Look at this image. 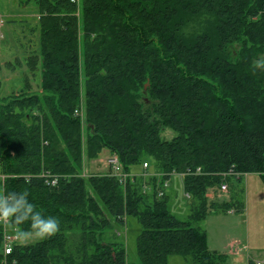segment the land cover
Segmentation results:
<instances>
[{"label": "trees", "instance_id": "16d2710c", "mask_svg": "<svg viewBox=\"0 0 264 264\" xmlns=\"http://www.w3.org/2000/svg\"><path fill=\"white\" fill-rule=\"evenodd\" d=\"M21 1L37 7V50L24 73L39 71V90L27 84L0 96V187L28 188L61 229L16 243L6 264H137L117 230L127 217L141 227L138 264H168L172 255L226 264L198 223L227 209L208 203L210 189L244 174L264 182V64L255 63L264 55V0ZM195 17L206 25L187 36ZM5 67L0 58V75ZM82 97L87 158L106 150L123 172L141 165L144 173L121 182L108 166L109 175L80 176ZM165 130L174 136L161 138ZM149 164L160 179L147 177ZM196 168L202 173L185 174ZM174 176L189 202L186 221L166 195Z\"/></svg>", "mask_w": 264, "mask_h": 264}, {"label": "rangeland", "instance_id": "374dc122", "mask_svg": "<svg viewBox=\"0 0 264 264\" xmlns=\"http://www.w3.org/2000/svg\"><path fill=\"white\" fill-rule=\"evenodd\" d=\"M21 0H0V20L3 22L0 28V58L1 63L5 65L7 61L10 63V67H5L0 75L2 83L0 96L11 94L18 91L20 88H25L28 85H32L31 92L33 90H39V71H35L34 75L24 73L27 70L25 67V59L30 56L35 50H37L35 28L37 26V7L33 1L22 3ZM25 2V0H24ZM206 25V17L191 18L183 33L187 36H193L201 32ZM4 37V38H3ZM4 43V44H3ZM15 56V57H14ZM15 59H19L22 66L15 65ZM255 63L264 64V55L259 56ZM28 72V71H27ZM147 88V85H146ZM83 94V89H82ZM82 111H80V127L82 131V143L84 149L83 156V173L82 177H86L90 174H103L109 175V168L105 161L110 153L106 150H102L98 159L89 160L85 151V144L89 134L88 124L84 116V98L80 102ZM174 136L169 130H165L161 134L163 139H171ZM148 174L158 175V179L161 178V171H156L149 164ZM144 173V169L141 165L134 166L131 172ZM149 179V178H148ZM152 182V179H149ZM161 181V180H160ZM175 188L177 195L173 201L171 212L180 221H186L190 213V206L188 205V199L184 193L181 180L178 176H174L171 181ZM168 185L167 189L172 186ZM166 189V190H167ZM217 189V188H215ZM168 191V190H167ZM232 193L235 194V201L240 202L243 210L240 212H233L228 214L224 211L209 214L207 218L198 223L202 229H206L208 232V245L210 250L222 249V242L224 240L231 241L233 239H239V241H245L246 236H249L250 244L252 246H259L264 240V184L263 179L259 174H244L240 182H233V186L228 189L226 196H218V192L215 191L217 200L225 202L231 199ZM221 204V203H220ZM227 204V203H226ZM248 220V222H247ZM196 226V225H194ZM121 232L120 239L124 240L127 258L131 262H137L136 255V239L141 230L139 222L131 217L126 218V224L123 227L117 228ZM109 236H112V230L107 232ZM38 238L31 236L26 240H21L22 244L34 242ZM259 250H261L259 248ZM261 258L259 255H254V258ZM264 256L262 257V259ZM228 264H247L246 251L241 252L239 255L231 256L228 259ZM168 264H196L193 263L190 257L182 255H172L168 257Z\"/></svg>", "mask_w": 264, "mask_h": 264}, {"label": "clouds", "instance_id": "9594fccd", "mask_svg": "<svg viewBox=\"0 0 264 264\" xmlns=\"http://www.w3.org/2000/svg\"><path fill=\"white\" fill-rule=\"evenodd\" d=\"M0 222L10 224L21 240L31 236L48 239L61 229L59 217L46 215L30 198L28 188L5 190L0 187Z\"/></svg>", "mask_w": 264, "mask_h": 264}, {"label": "crops", "instance_id": "0c3cea01", "mask_svg": "<svg viewBox=\"0 0 264 264\" xmlns=\"http://www.w3.org/2000/svg\"><path fill=\"white\" fill-rule=\"evenodd\" d=\"M2 25H3V22L0 20V28L2 27ZM1 36H2V34H0V37ZM131 173L134 174V175H139L138 174L139 172L132 171ZM241 178H242V176H241ZM241 178L239 180H234V181L240 182ZM170 184L172 185L173 183L171 182ZM181 184H182V180H181ZM263 184H264V182H263ZM232 186H233V183L230 185V187H232ZM214 189L215 188H212L206 193V198L208 200V203H217L219 205H220V203L221 204L222 203L223 204L227 203V209H225V210L222 209V211H224V212H226L228 214H233V212H240V211L243 210L242 205L240 204V202L235 201L236 197H235L234 193H232V195L230 197L231 199H228L225 202H221V201L217 200V198L215 196ZM228 189H229V187L227 188V190L225 192H222L219 189L217 195L218 196L222 195V197L226 196V193L228 192ZM167 190H166V195L168 196V200H169L170 206H172L173 201H174V199H175V197L177 195V192H176L175 188L173 187V185L170 188H168ZM187 203L189 204V202H187ZM222 211L221 210L220 211H214L213 209H210L209 213L207 214V216L209 214H215V213H219V212H222ZM207 216L205 217V219L207 218ZM247 222H248V220H247ZM203 230L206 231V229H203ZM206 234H207V240H208V232H206ZM259 248L261 250H259ZM208 249H209V245H208ZM210 251L217 252V253H220V254L224 255V257L226 259V262H225L226 264L229 263V261H228L229 257L239 255L243 251H246V254H247V264L249 263V261H264V258L262 259V257L264 256V240H262V244L261 245L252 246L250 244L249 236L247 235L245 241H239V239H233V240L228 242V241L224 240L222 242V249L221 250L216 248V249L210 250ZM254 255H259V256H261V258H259V259H257L256 257L254 258Z\"/></svg>", "mask_w": 264, "mask_h": 264}, {"label": "built area", "instance_id": "2783aa9c", "mask_svg": "<svg viewBox=\"0 0 264 264\" xmlns=\"http://www.w3.org/2000/svg\"><path fill=\"white\" fill-rule=\"evenodd\" d=\"M77 115V111H76ZM106 165L110 167L112 173L114 176L116 175L119 178V181L123 182L127 178H133L134 176L129 173H125L122 171V166L119 163L117 157L115 155H110L108 158H106L105 161ZM144 167L147 166L146 163L143 164ZM194 171V172H193ZM192 173L194 175L201 174L200 168H196L195 170H188L185 174ZM238 176V175H237ZM45 178L48 179V184L55 185L57 179L55 177H50L45 175ZM51 178V179H49ZM4 179V175L0 174V183H2ZM166 184H164V187ZM228 188L227 183H221L220 185V191L225 192ZM0 226L2 227V245L0 249V259L2 257V263L6 264L5 257L9 255L12 252L13 246L16 243H19L21 239H19L16 234L13 227H11L10 224H5L3 222H0ZM256 264H264V261H256Z\"/></svg>", "mask_w": 264, "mask_h": 264}, {"label": "water", "instance_id": "95a60500", "mask_svg": "<svg viewBox=\"0 0 264 264\" xmlns=\"http://www.w3.org/2000/svg\"><path fill=\"white\" fill-rule=\"evenodd\" d=\"M144 90H146V86H145Z\"/></svg>", "mask_w": 264, "mask_h": 264}]
</instances>
